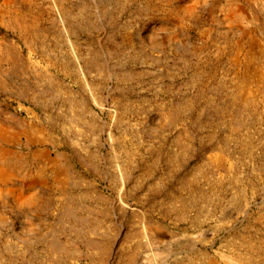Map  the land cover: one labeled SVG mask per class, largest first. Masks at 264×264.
Here are the masks:
<instances>
[{
	"label": "rangeland",
	"instance_id": "374dc122",
	"mask_svg": "<svg viewBox=\"0 0 264 264\" xmlns=\"http://www.w3.org/2000/svg\"><path fill=\"white\" fill-rule=\"evenodd\" d=\"M9 2L0 264H264V0Z\"/></svg>",
	"mask_w": 264,
	"mask_h": 264
},
{
	"label": "bare ground",
	"instance_id": "6f19581e",
	"mask_svg": "<svg viewBox=\"0 0 264 264\" xmlns=\"http://www.w3.org/2000/svg\"><path fill=\"white\" fill-rule=\"evenodd\" d=\"M19 160H20L19 156L17 155L12 156L9 154L7 150L1 147L0 148V173L6 172L5 170L10 171L11 173H16V172L18 173L19 170L21 169V163Z\"/></svg>",
	"mask_w": 264,
	"mask_h": 264
}]
</instances>
